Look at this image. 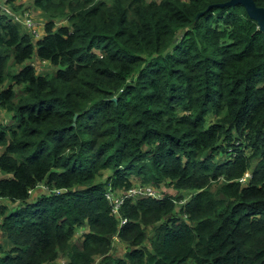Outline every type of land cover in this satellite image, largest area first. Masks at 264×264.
<instances>
[{
    "label": "trees",
    "instance_id": "obj_1",
    "mask_svg": "<svg viewBox=\"0 0 264 264\" xmlns=\"http://www.w3.org/2000/svg\"><path fill=\"white\" fill-rule=\"evenodd\" d=\"M32 1L37 37L0 10V264H264V31L244 6ZM134 182L176 192L127 199L119 225L104 191Z\"/></svg>",
    "mask_w": 264,
    "mask_h": 264
},
{
    "label": "built area",
    "instance_id": "obj_2",
    "mask_svg": "<svg viewBox=\"0 0 264 264\" xmlns=\"http://www.w3.org/2000/svg\"><path fill=\"white\" fill-rule=\"evenodd\" d=\"M14 6H18V3H14ZM11 5L9 0H0V10H2L8 17H10L13 21H16L21 24V26L31 33L33 37L39 36L44 31L45 21L42 17H37L35 11L26 5H22L19 7H14ZM42 28V32L40 31ZM5 124L7 123V119L5 117L2 118ZM235 144H238L235 141ZM232 152L233 147L229 148ZM251 171L249 169H245L243 174L238 178V180L242 183L245 182L250 176ZM42 188V190H47V192H57L56 188H49L48 185L44 183L38 184ZM30 191V189H29ZM175 194V193H174ZM172 194V195H174ZM104 195L110 204L111 212L118 218L119 225L126 221V217L122 216L120 213V209L122 204L127 200L134 201L143 197H154V198H162L165 195V191H163L160 187L146 182H134L133 184L127 187L114 188L111 184H109L105 191ZM189 196H184L180 199L175 198V202L184 203L186 202ZM119 240V236L117 232L112 235V240ZM65 261L62 260L60 264H64ZM95 264H99L98 259L95 260Z\"/></svg>",
    "mask_w": 264,
    "mask_h": 264
},
{
    "label": "rangeland",
    "instance_id": "obj_3",
    "mask_svg": "<svg viewBox=\"0 0 264 264\" xmlns=\"http://www.w3.org/2000/svg\"><path fill=\"white\" fill-rule=\"evenodd\" d=\"M25 2H26V0L23 1V3H25ZM26 3H27L26 5L31 6L30 8L35 11V14H36L37 17H41V16H39V12L36 10V6L34 5V3H33L32 0H28ZM22 5H24V4H22ZM56 19H58V18H56ZM40 29H41L40 31L42 32V28H40ZM43 64L44 65L40 66L41 69L39 68L40 71H43V70H45V71H47V70L53 71L57 67H59L58 65L51 64V63H49L47 65V62L46 63L43 62ZM17 67H18V65H13V66L10 67V70H13L14 71ZM5 83H7V81ZM22 88H23V86L22 85H19V84H17L15 86V89H16L17 92H20L22 90ZM1 121L3 122L2 119H1ZM7 122H8V120H7ZM3 123H5V122H3ZM104 174H107V172H105ZM38 186H40V185H36L35 187L31 188L30 189V193L34 191L33 190L34 188H38ZM157 186H159L163 191H167V192H169L171 194H174L176 192L175 191V188L173 187V185H171V183H168V182H163V183L161 182ZM39 188H41V187H39ZM44 192H47V190H44ZM178 192H180V191H178ZM190 193H191V191L180 192V194H182V197L189 196ZM13 206L14 205H12V206L9 205V209L13 208ZM75 238L77 239L78 236L75 235ZM0 244L4 248V251L7 250L10 247V245L7 243L5 237L3 238V235L2 236L0 235ZM124 247H125V245L123 244V241H122V239L120 237H119V240L118 241L117 240H114V239L111 240V248H110L111 251H113V252H120V251H123ZM96 259H98V262H99L100 257H96L95 260ZM62 260H64L63 257L58 258V260H55V263H53V264H60ZM95 260L92 262V264H95Z\"/></svg>",
    "mask_w": 264,
    "mask_h": 264
},
{
    "label": "water",
    "instance_id": "obj_4",
    "mask_svg": "<svg viewBox=\"0 0 264 264\" xmlns=\"http://www.w3.org/2000/svg\"><path fill=\"white\" fill-rule=\"evenodd\" d=\"M236 3H241L247 14L257 21L258 28L264 31V6L257 5L254 0H225L223 2L217 3V5H234ZM113 99L115 97H112ZM77 113L74 114V118Z\"/></svg>",
    "mask_w": 264,
    "mask_h": 264
},
{
    "label": "crops",
    "instance_id": "obj_5",
    "mask_svg": "<svg viewBox=\"0 0 264 264\" xmlns=\"http://www.w3.org/2000/svg\"><path fill=\"white\" fill-rule=\"evenodd\" d=\"M23 1L24 0H15V3H18V4H27L26 2L28 1V0H26V2L25 3H23ZM27 6H29V5H27ZM29 7H31V6H29ZM37 11H40V10H37ZM42 62H47V61H45V60H43ZM10 113L9 112H7L4 108H2V107H0V121H1V119L3 118V117H5L7 120H8V124L9 123H11V119H10ZM7 124V125H8ZM40 186H38V188H39ZM43 192H44V190H42ZM44 193H48V192H44ZM0 235L2 236L3 234L0 232ZM5 236L3 235V238H4ZM65 261V260H64Z\"/></svg>",
    "mask_w": 264,
    "mask_h": 264
}]
</instances>
